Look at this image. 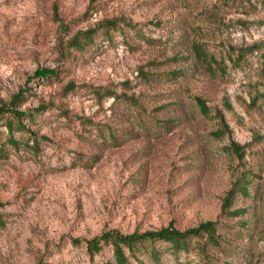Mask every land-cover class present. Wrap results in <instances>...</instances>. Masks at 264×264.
Segmentation results:
<instances>
[{
  "label": "rangeland",
  "instance_id": "374dc122",
  "mask_svg": "<svg viewBox=\"0 0 264 264\" xmlns=\"http://www.w3.org/2000/svg\"><path fill=\"white\" fill-rule=\"evenodd\" d=\"M12 102L33 116L16 144L0 119V264H113L85 240L204 221L215 244L144 242L128 264H264V0H0Z\"/></svg>",
  "mask_w": 264,
  "mask_h": 264
},
{
  "label": "trees",
  "instance_id": "16d2710c",
  "mask_svg": "<svg viewBox=\"0 0 264 264\" xmlns=\"http://www.w3.org/2000/svg\"><path fill=\"white\" fill-rule=\"evenodd\" d=\"M103 27L108 29L109 27H114L115 22L111 20H106L103 23ZM94 28H88L83 31H79L75 33V35L71 38V45L76 48H82L86 44H88L92 40V34L94 32ZM194 55L196 57H200V53L196 46L193 47ZM53 70L51 69H39L35 72L37 77L43 78L47 75H53ZM14 103L12 102V106L2 107L0 108V119L6 114V118L2 122L6 132L7 138L6 140L12 144H16V140L12 137L13 131H23L25 130L24 123H22V116H25L26 119L32 118L33 114L28 110L27 112H22L16 110L14 108ZM197 103L200 107L202 113H207V108L203 102L197 100ZM42 107L39 106L35 108L34 111L41 110ZM212 135L219 136V131H213ZM37 144V139L33 137L32 145ZM231 150L235 153H239V146L237 143H230ZM245 184L236 180L231 187L225 193L224 198L222 199V207L228 208L232 199L234 198L236 193L245 194L246 192ZM215 222L212 221H204L202 223L197 224L195 227L187 228L184 230H178L171 225H167L158 230H146L140 233H129L122 234L115 230L104 231L98 236L92 237L90 239L85 240L86 251L89 256H92L93 253L99 250L100 242L109 243L112 251L113 264H128L127 255L124 252V248L130 253L134 254L136 251L137 244H143L144 242L154 243L156 241H164L169 244V247L174 250H180V248H184L186 246V241L191 237H197L201 234H205V237L212 244L216 243V237L213 235L215 230L214 228ZM149 253L153 256V259H157V252L154 247L150 248Z\"/></svg>",
  "mask_w": 264,
  "mask_h": 264
}]
</instances>
